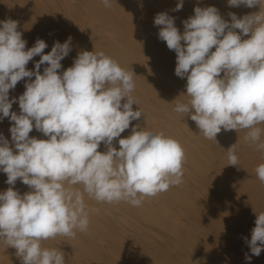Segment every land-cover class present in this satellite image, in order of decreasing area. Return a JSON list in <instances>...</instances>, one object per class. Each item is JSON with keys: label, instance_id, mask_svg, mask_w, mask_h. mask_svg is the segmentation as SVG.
Segmentation results:
<instances>
[{"label": "clouds", "instance_id": "clouds-1", "mask_svg": "<svg viewBox=\"0 0 264 264\" xmlns=\"http://www.w3.org/2000/svg\"><path fill=\"white\" fill-rule=\"evenodd\" d=\"M227 2L251 8L261 0ZM102 3L111 7L110 0ZM182 7L179 0L174 11ZM194 13L182 21L183 33L168 13L154 17V25L161 26L159 39L176 53L175 75L187 79L190 100L174 110L189 116L207 139L216 140L222 128L248 129L246 139L264 149L256 127L264 123V14L237 18L229 13V23L214 6H197ZM17 29L18 21H0V120L14 122L9 131L15 149L0 133V171L10 185L0 192V239L16 249L21 264H66L64 252L42 248L41 241L88 229L84 193L98 202L140 206L144 197L182 183L185 153L174 138L138 130L139 125L119 138L142 115L132 107L133 72L103 51H83L59 74L72 38L54 42L43 54L48 47L43 39L26 50ZM236 29L244 36L251 33L250 38L242 40ZM38 55L35 70H27ZM24 78L30 82L18 98V115L11 111L17 98L10 100L9 91ZM34 127L47 139L30 137ZM117 138L119 149L113 146ZM101 143L105 152L98 151ZM227 151L228 165L237 166L234 147ZM255 171L264 182V164ZM18 179L29 192L14 190ZM78 184L83 191L72 187ZM248 245L251 255L245 258L251 264L252 256L264 250V213L256 214Z\"/></svg>", "mask_w": 264, "mask_h": 264}, {"label": "bare ground", "instance_id": "bare-ground-1", "mask_svg": "<svg viewBox=\"0 0 264 264\" xmlns=\"http://www.w3.org/2000/svg\"><path fill=\"white\" fill-rule=\"evenodd\" d=\"M178 2L110 0L111 7H105L102 0H0V21H18L26 50L43 39L48 45L43 54H47L54 42L72 38L59 74L73 66L83 51H103L133 72L131 96L137 105L132 107L142 115L119 138L128 137L132 127L139 125L138 130L174 138L185 153L182 183L144 197L140 206L125 201L98 202L84 193L88 229L76 230L75 237L58 235L41 241L42 248L64 252L66 264H248L245 257L251 255L248 241L256 214L264 213V182L255 171L264 164V149L258 150L246 139L248 129L222 128L216 140L207 139L189 116L174 110L178 103L190 100L187 79L175 75L176 53L159 39L161 26L154 25V17L168 13L183 33L182 21L194 16L197 6H214L231 23L229 13L237 18L264 14V0L251 8L232 7L227 0H183L182 9L174 11ZM235 31L241 34L239 29ZM250 36L242 35V40ZM39 59V55L34 57L26 69L35 70ZM45 67L47 64L41 65V74ZM26 82L30 79L24 78L9 91L10 100L17 98L11 111L18 115V98L26 90ZM12 123L8 118L0 120V133L14 149L9 131ZM256 127L261 129L259 142L264 143V123ZM29 136L47 139L35 127ZM119 138L113 141L117 149ZM231 146L238 157L237 166L228 165ZM106 150L101 143L98 151ZM6 180V173L0 171V192L10 187ZM72 187L83 191V185ZM14 190L23 195L30 188L18 179ZM0 264H21L16 249L3 239ZM251 264H264V250L258 257L252 256Z\"/></svg>", "mask_w": 264, "mask_h": 264}]
</instances>
